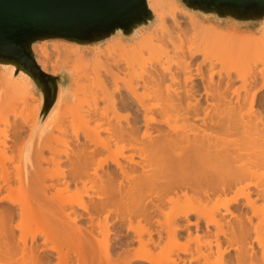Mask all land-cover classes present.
Listing matches in <instances>:
<instances>
[{
    "label": "bare ground",
    "instance_id": "1",
    "mask_svg": "<svg viewBox=\"0 0 264 264\" xmlns=\"http://www.w3.org/2000/svg\"><path fill=\"white\" fill-rule=\"evenodd\" d=\"M180 4L148 0L151 32L94 49L96 84L59 97L34 146L16 125L10 144L0 110V264H264V21L223 30ZM88 47L32 48L55 75L54 50L87 61Z\"/></svg>",
    "mask_w": 264,
    "mask_h": 264
},
{
    "label": "water",
    "instance_id": "2",
    "mask_svg": "<svg viewBox=\"0 0 264 264\" xmlns=\"http://www.w3.org/2000/svg\"><path fill=\"white\" fill-rule=\"evenodd\" d=\"M179 1L188 11L220 23L259 28L264 21V0ZM136 4V10L114 27L108 23L116 12L109 0H0V69L13 67L14 76L24 74L31 80L41 101L38 126L57 106L60 91L69 92L71 79L65 70L58 75L43 71L33 44L63 40L97 46L119 32L131 38L155 23L148 0Z\"/></svg>",
    "mask_w": 264,
    "mask_h": 264
},
{
    "label": "rangeland",
    "instance_id": "3",
    "mask_svg": "<svg viewBox=\"0 0 264 264\" xmlns=\"http://www.w3.org/2000/svg\"><path fill=\"white\" fill-rule=\"evenodd\" d=\"M179 3H180V1H179ZM180 5L185 10H187L182 4H180ZM170 8H172V3H170V2H163V8H162V11L163 12L168 11ZM199 16H201V15H199ZM201 19H202V21L205 24L206 23L207 24H210L212 22V23H215V24L219 25V27L221 29H223V30H227V29H229V28H231L233 26V28L236 29L238 32L240 31L241 33H252L254 35L259 34V30L262 27V24L260 25L259 28L258 27L257 28H255V27H239V26H236V25H234L232 23H220L219 21H217L214 18H206V17H203V16H201ZM181 21H183V23H184V22H187V19L186 18H183V19H181ZM154 27H155V23L152 24V26L150 28H146V29H144L142 31H139L138 30V33L139 32H141L143 34H145L147 32L149 33V32H151L150 30H153L154 29ZM119 34L122 35V33L119 32L115 37L110 38V39H107L104 45L89 46L86 49V51H85L87 53V58H88L87 61H81V60L80 61L79 60L77 61V59H75V57H72V58H63V56H65V55H63V51H60V49L59 50H54L51 59H52V61H55V63H57L58 68H60V70H61L58 73H56L55 75H58L59 73H61L62 70H65L67 72L68 76L71 79V85H70L69 91L78 90L79 87L80 86L82 87L83 85L88 86L91 83L96 84L95 83V80H94V77H95L94 76V73L97 71V68H98V63H97L98 57H97V54H95V50L94 49H99L100 47L107 45L109 42L114 41ZM60 42L63 43L65 41L60 40ZM37 44H40V42L35 43V45H37ZM48 47L50 49L53 46L49 44ZM35 55L37 56V54H35ZM163 55H164V47H163V45L161 43H156L155 48H153L151 50H147L146 49V50L143 51V57L144 58H152V59H155V58H158V57L163 56ZM100 58L102 59L103 56H101ZM180 58H182V57H180V56H177V58H176V56L173 57L172 64H176L177 62H179L181 60ZM198 58H199V60L202 59L201 56L198 57ZM48 70H50L49 71L50 73L53 72L51 67H49ZM13 71H14V68H12V67H4L3 69H0V110L1 111H3V110L4 111H10L11 110L9 112V115L8 114L7 115L11 119L10 121H12V120L14 121V122L13 121L11 122V123H13V125L11 124V127L9 126V128H6L7 126L5 127L4 123H1V128L2 127H5V129H8L7 130V133L9 134V138L13 137V136H10V135H15L14 134L15 131H14V133H13V131H10V130H12V127L14 125H16V126H14L16 131H17V128H19L18 129L19 130V133L21 131L20 137H18L19 140H17V141L14 140L13 141V138H11V139H9V141H10V144L13 143V142L14 143L15 142L16 143L18 142L16 146H18V148L21 149L22 146L25 147L28 144L31 146L32 143H33L32 145L34 146V144H35L34 141L38 137L39 132L41 131V129L43 127H49L51 125V123L55 119V114L56 113L54 112V109H55L54 108L51 111V113L49 114V116L46 118V120L44 121V123L41 124V126L39 127V129L36 132H30L28 134L27 131H29V128H30L31 124L34 121V117H35L34 113H36V111L34 112V110H35L36 106L39 104L38 105L39 107H37V116H36L37 118L34 121L35 122L34 125L35 126L37 125V120L39 118L40 111H41V101H40L39 95L34 90L31 91V90H28L27 88H25V89L24 88H21V89H19L17 91H14L9 86V84L2 77H3V75L5 73L13 74ZM87 78H89L88 80H90V81H88ZM235 84H238V83H235ZM89 87H91V86L89 85ZM67 92H68L67 90H61L60 91L59 97H61V99L59 100L58 106L61 107V108H65L67 106V104H68L67 103L68 100L66 98ZM35 96H37L39 98V101L35 100ZM80 96L81 95H79L78 97H80ZM14 108H15V110H17L16 113H14L15 112L14 111ZM18 112H21V113H18ZM4 113H8V112H4ZM4 113H3V116H4ZM11 113H13V115ZM17 113L20 114L21 116L20 115L17 116ZM14 115H16V117ZM23 117H24V119H22ZM25 118H27L28 120L25 119ZM25 120H27V123L25 122ZM18 122H20V123H18ZM18 126H21L22 127L21 130H20V127H18ZM35 126H34V128H35ZM23 128H25V129H23ZM35 133H36V135L33 137V135ZM56 133L58 134L59 132H56ZM56 133H54V135H56V136L59 135L61 137V134L60 133L58 135ZM63 137L61 138V140L63 139ZM64 139H65V137H64ZM65 140H63L62 142H65ZM11 141H13V142H11ZM20 141L21 142L23 141V142L20 143ZM41 141L42 142L43 141L45 142V139L42 138ZM41 141H39L40 144H41ZM20 144H22V145H20ZM40 144L38 143V145H40ZM16 148L17 147H15V151L14 152L15 153L16 152L18 153L19 152V149L17 150ZM47 152L48 151L46 150L45 151V154H47ZM65 165H66V163H65ZM192 246H194V244Z\"/></svg>",
    "mask_w": 264,
    "mask_h": 264
},
{
    "label": "snow or ice",
    "instance_id": "4",
    "mask_svg": "<svg viewBox=\"0 0 264 264\" xmlns=\"http://www.w3.org/2000/svg\"><path fill=\"white\" fill-rule=\"evenodd\" d=\"M109 3L116 10L108 20V23L114 27L120 26L124 18L137 8L136 0H109Z\"/></svg>",
    "mask_w": 264,
    "mask_h": 264
}]
</instances>
